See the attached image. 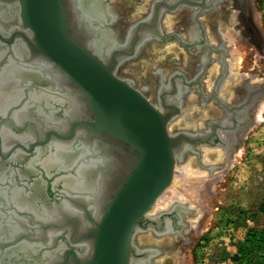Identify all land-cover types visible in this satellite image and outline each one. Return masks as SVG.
Here are the masks:
<instances>
[{
  "label": "water",
  "instance_id": "1",
  "mask_svg": "<svg viewBox=\"0 0 264 264\" xmlns=\"http://www.w3.org/2000/svg\"><path fill=\"white\" fill-rule=\"evenodd\" d=\"M16 1L19 4V37L35 57L48 64L74 93H78L82 101V112L69 119L66 129L54 127L45 141L37 142L38 146H45L55 138L79 144V151H85L86 155L88 152L96 154L100 161L89 170V178L96 182L111 172L117 140L131 146L130 150L120 147L134 156L125 163V171L114 176L97 206L94 199L79 203L74 196L66 195L65 185L56 181V176L64 170L49 174L54 178L52 185L56 193L50 198V208L67 198L78 204L82 214H65L61 221L55 216V219L39 221L41 229L54 228L58 233L56 243L48 246L47 256L44 257L43 251L38 252L36 262L132 264L135 253L145 251L134 242L136 234L145 230L140 222L174 184L179 162H184L188 153H200L195 140L201 138L170 130L172 117L181 109L176 106L174 110L162 109L133 79L119 75L118 59L99 53L93 44L94 36L88 41L85 37L88 35L76 28V14L68 7V0ZM17 33L0 38L12 44ZM2 139L0 134V146ZM37 143L31 142V152ZM9 152L0 151V169L10 161ZM84 157L80 161L85 160ZM21 171L23 176L29 175L27 168ZM2 176L0 170V178ZM41 177L44 178L43 174ZM44 184L47 185V181ZM45 193L48 197L47 191ZM28 232L9 240L8 244L25 240L32 235Z\"/></svg>",
  "mask_w": 264,
  "mask_h": 264
},
{
  "label": "bare ground",
  "instance_id": "2",
  "mask_svg": "<svg viewBox=\"0 0 264 264\" xmlns=\"http://www.w3.org/2000/svg\"><path fill=\"white\" fill-rule=\"evenodd\" d=\"M152 2L153 0H115L108 6L102 0H69L71 9L76 14L74 15L76 28H79L83 34L88 35L85 36L88 41L91 39V36H94L92 39L93 44L96 46L98 52L102 54L106 53V51L110 52L112 49L128 45L132 39L131 33L133 32L129 25L131 20L144 15L150 9ZM229 8L228 3L223 7L225 15H227ZM217 14L219 13L217 12ZM255 14L257 15L256 20H259L260 14ZM177 15L172 16L171 14L168 18L170 21H173ZM14 18L20 20L19 6L16 5V2L12 0H0V31L2 35H8L10 33V21ZM210 18L215 20V15ZM216 19L218 18L216 17ZM106 21H109V25L107 26H105ZM18 22L15 26H18ZM114 22L116 25L113 24ZM161 48L156 42L151 44L147 54L145 55L143 53L144 55L141 59L134 61L126 69L124 68L125 72H128V74L129 72H134L138 75L141 82L147 84L154 83V78L150 74L151 65L161 58H166V53L164 55L162 52L164 49L161 50ZM170 48L174 54H170V51H167L168 55L166 56L172 59H170L171 62L176 63L178 60L180 62L182 60L184 62L190 61L187 52H185L186 50H178L176 46H171ZM162 62L164 63V60ZM163 65L165 66V64ZM155 67L158 68L157 66ZM239 67V64L235 63L234 60L230 61L232 73L229 75L223 87L224 91H234V84L240 75ZM167 72L169 71L167 70ZM33 75L37 76L30 78ZM58 76L55 71L51 70L48 64L43 63L38 57L32 54L26 42L21 38L17 37L12 44H6L0 40V116H5L6 119L3 122L7 121L4 126H1L0 133L7 145L8 140L12 137L17 136L19 139L27 141L35 138L37 135H42L44 130L49 127H58L59 129L65 130L69 119L77 117L82 112V101L78 97V93H74L69 87V84ZM41 80H46L47 82ZM168 80H170V77ZM148 87L150 88L151 86ZM151 88L148 90H151ZM196 95L195 92L188 95L187 102L184 104V115H181L182 117L172 122L170 126L171 131L176 132L181 128H195L197 123H202L203 119L207 118L206 114L209 111H207V108L204 111L200 109L198 99L196 100L198 96ZM169 99L168 101L170 102L173 100L170 96ZM218 109L216 111L215 105L210 106V110L213 113H218ZM263 110L264 99L258 106V115ZM32 120L34 122H31ZM10 121L20 125H24L25 121H28L30 127L26 132L15 136L12 128L9 127ZM79 148H81L79 144L76 145L74 142L61 141L54 138L45 146L37 147L36 153L31 160H28L27 164L31 168L34 167L32 171L35 173L40 172V167L48 174L54 171L64 170L56 176V181H62L65 185L66 195L74 196L79 203L94 199L95 206H97L98 199L100 200L104 194V190L109 188L111 174L108 173L101 179L98 178L97 182L95 179L93 181V178H89V170L100 161V158L96 154L90 155L89 152L86 155V152H80ZM225 154L222 149H213L208 146L204 148L203 160L205 162H211L213 160L227 158L229 161H232V158L225 156ZM20 155L21 153H19L18 157ZM82 157L85 160L82 159L80 161ZM113 165L114 168L115 164ZM22 173L20 172V175L18 173L20 178L14 179L15 183L12 186H9L8 182L12 180L6 174L0 178V246H2L0 247V264H37V253L43 251L44 257H46L49 249L48 246L56 243L55 238L58 233L54 228L41 229L40 226L38 227L39 221H48L54 216L56 220L60 219L61 221L65 214L79 213L80 216L82 214L80 208L77 206L78 204H73L67 198L57 206H54V208H50L42 197L44 184L38 180L40 177H36L35 182L30 183L27 187L21 183L23 181ZM206 174L208 173L199 167L196 155L188 153L186 160L177 165V174L173 185L174 192L171 194L173 196L167 198V195H163L152 212L155 214L164 208L174 207L177 205L174 204L176 201L183 202L186 200L187 202L195 204L197 194L204 195V192H206L205 188L208 187L203 183H206L207 177L211 176ZM189 218L190 221L192 220L191 223L193 226L195 214H190ZM81 228L82 221H80ZM28 230L32 234L29 235L30 237L13 245L8 244L9 240L14 239L17 234H27L29 233ZM183 241L184 239L177 234L172 233L164 236H158L157 234L156 236L151 231H139L134 239L135 244L139 248H147L149 253L157 248L155 246H158L157 249L158 251L161 250V255L154 259L155 264H182L179 256L183 251ZM132 264H150V262L148 258L144 257L135 258Z\"/></svg>",
  "mask_w": 264,
  "mask_h": 264
},
{
  "label": "flooded vegetation",
  "instance_id": "3",
  "mask_svg": "<svg viewBox=\"0 0 264 264\" xmlns=\"http://www.w3.org/2000/svg\"><path fill=\"white\" fill-rule=\"evenodd\" d=\"M12 1L16 2L17 6L19 5L16 0ZM102 1L109 6L115 0ZM152 3L150 9L144 15L140 16V18L138 17L133 19L135 23L131 20L133 25L131 22L129 25L133 32L131 33L132 39L128 45L112 49L110 52L106 51L104 54L108 55L109 58L115 56L118 59L117 71L119 75L125 78L133 79L137 86H140L141 89L144 88L143 90H146L145 93L149 96V98L159 104L162 109L166 108L168 110H174L175 106L181 109L179 114L172 117L170 126L172 122L184 115V104L187 102V97L190 93L195 92L197 94L196 96H198L196 100L198 99L197 101L200 109L204 111L207 108V111H209L211 115L209 113L206 114L207 118H204L202 123H197L195 128H181L178 129L176 133L186 132L201 138V140H195V144L200 152L198 153L200 154V159H202V151H204V148H207L208 146L213 149H222L226 153L225 156H229L234 159L241 146H243L248 134L251 132V129L255 126L259 117L258 106L264 99V76L257 71H252L255 69V66L248 67L247 69L250 71L241 70V68L244 67L242 63L245 59L243 58L244 55L241 41L247 40L250 44L257 46L258 48L261 47L263 42L255 23L257 18L255 13L257 12L256 7L253 4V0H153ZM227 3L230 8L227 15H225L223 7ZM67 4L70 10H72L69 0L67 1ZM221 10L223 14L221 13ZM217 12L222 15L217 14ZM206 13L210 14L208 15ZM171 14L172 16H176L178 14L176 19L173 21H170L168 18ZM214 15L215 20L210 18ZM216 17L218 19H216ZM209 19L213 21H209ZM18 21L20 20H17V18L11 19L10 21V30H15L13 32L16 33L19 28V24L18 26H15V24ZM223 21L227 24H224ZM113 24L116 25L115 22ZM107 25H109V21H106L105 26ZM229 30L230 32H228ZM13 32L10 31L8 35H2L0 31V36L7 38L8 36H13ZM19 36H21V34L17 33V37ZM21 39L23 40V38ZM0 40L8 44L1 38ZM155 42L162 47L161 50H165H162L164 55L165 53L168 55L169 51L170 54H174L170 48L171 46H176L178 50H186L185 52H187L190 61H185V63L183 60L181 62L178 60L179 63H175L171 62L172 59L165 55L168 61L166 58H161L152 64V67L150 66L153 68L152 70L150 68V74L154 78V83L147 84L145 82H141L138 75L134 72H129V74L128 72L126 73L125 69L134 61L141 59L144 54L146 55L149 50V46ZM163 60L164 63L162 62ZM232 60H234L235 63H240V75L237 77L238 80L234 84V91L231 92L230 90L224 91L223 87L225 86L229 75L232 73L230 69V61ZM163 64H165V66ZM122 69L123 71L121 72ZM167 70L169 72H167ZM259 70L262 71V69ZM159 74H161L162 77ZM35 76L37 75L30 76V78H34ZM169 77L170 80H168ZM148 86L152 87H150L151 90H148L150 89ZM145 87H147V89H145ZM236 94L238 95L236 96ZM169 96L173 99L171 102L168 101L170 100ZM212 105H215L216 111L219 108L218 113H213V111L210 110V106ZM2 117L3 116H0V132L1 126H4L5 122H7H3L6 118L5 116L3 118ZM31 122H34V120ZM9 127L12 128V131L16 136L26 132L30 125L28 121H25L24 125H19L18 123L14 124V122H11L9 123ZM53 130L54 127H49L42 135H37L35 138L27 141H23L17 136L12 137L8 140V145L4 139H2V145L0 146V151L4 153L10 151L8 154V160L10 161L6 162L3 169H0L3 175L6 174L9 178H11L12 181L8 182L9 186L14 185V179H19L20 172H23L21 170L27 168L29 175L23 176V181L21 183L28 187L30 183L32 184L35 182L36 177H40L38 180L43 182V184L47 181L48 184H44L42 197L48 204L50 203V198L52 199L56 196L52 185L54 178L50 177V175L41 167L39 169V173L33 172L32 170L34 167L31 168L27 162L28 160H31L33 155L36 153L35 151L37 147H39L37 142L41 140L45 141L47 135ZM11 140L13 141L11 142ZM16 142L18 143L17 145ZM31 142L37 143L33 152L30 151ZM116 144L117 149L115 151V160H113L111 172H109L111 174L110 182L113 181L115 175H120V173L125 171V163L127 161L130 162V160L134 157L133 153L130 155L128 154V151L125 152V149L123 151L122 148L124 147L130 150L131 146H125L118 140L116 141ZM22 145H25L28 149L25 150ZM233 146H235L234 149H232ZM19 153H21V155L18 157ZM226 160L227 158H222L211 162L212 164L210 165L214 174H218V170H225L228 168ZM113 164H115L114 168ZM41 174H43L44 178L41 177ZM203 184L209 185L210 180L207 179L206 183ZM46 191L49 195L48 197L46 196ZM195 202H198V199ZM178 205L179 204L174 206L176 208L173 206L167 208L168 210L164 208L155 214L152 211L150 214L148 213L147 216L140 222V225L145 229L142 232L151 231L156 236L157 234L158 236H164L172 233L175 235H182V231L188 228V225L183 216L185 208ZM191 207H193L192 210L196 211L194 213L195 218L193 219V226L190 225L192 227V231L187 233V237L190 236L192 232H198L197 224L199 223V216L202 211V208H199L198 206L196 207V205L195 207ZM18 236L19 234H17L14 238H17ZM185 237L186 236L182 238L185 240ZM1 242H3V240H1ZM155 247L158 248V246ZM157 248H155V250L153 249L151 253L146 251L147 248H143L145 251L143 253H135L133 260L135 258L145 257L149 259L150 264H155L154 259L161 255V250L158 251ZM159 248L161 247L159 246ZM182 255L183 251L179 258L180 261H182V264H184Z\"/></svg>",
  "mask_w": 264,
  "mask_h": 264
},
{
  "label": "rangeland",
  "instance_id": "4",
  "mask_svg": "<svg viewBox=\"0 0 264 264\" xmlns=\"http://www.w3.org/2000/svg\"><path fill=\"white\" fill-rule=\"evenodd\" d=\"M253 4L257 14H260V21L256 20L255 23L263 42L259 49L247 40L241 41L245 58L241 70L250 71L247 68L255 66L252 71L264 76V0H253ZM203 154L202 159L199 158L200 154L195 155L199 167L211 176L207 177L210 184H207L206 192L196 196L198 202L195 204L186 200L174 202L181 203L180 206L185 208L183 216H188L184 218L189 227L179 235L186 236L182 255L184 264H244L234 261L233 255L246 242L250 229H264V110L235 158L226 160L227 169L214 174L210 164L215 160L205 162ZM173 185L164 194L167 198L173 196ZM195 205L202 208L198 232H192L187 237V233L192 231L190 214L196 211L191 206Z\"/></svg>",
  "mask_w": 264,
  "mask_h": 264
},
{
  "label": "trees",
  "instance_id": "5",
  "mask_svg": "<svg viewBox=\"0 0 264 264\" xmlns=\"http://www.w3.org/2000/svg\"><path fill=\"white\" fill-rule=\"evenodd\" d=\"M233 260L244 264H264V229H250L246 242L233 255Z\"/></svg>",
  "mask_w": 264,
  "mask_h": 264
},
{
  "label": "crops",
  "instance_id": "6",
  "mask_svg": "<svg viewBox=\"0 0 264 264\" xmlns=\"http://www.w3.org/2000/svg\"><path fill=\"white\" fill-rule=\"evenodd\" d=\"M33 225H35V224H33ZM28 231H30V230H28Z\"/></svg>",
  "mask_w": 264,
  "mask_h": 264
}]
</instances>
